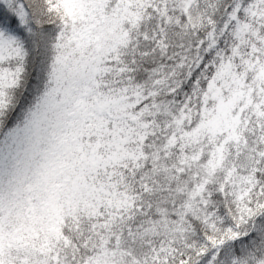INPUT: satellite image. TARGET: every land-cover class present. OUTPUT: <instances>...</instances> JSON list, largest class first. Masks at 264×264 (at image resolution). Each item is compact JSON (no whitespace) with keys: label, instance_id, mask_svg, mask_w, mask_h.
<instances>
[{"label":"snow or ice","instance_id":"snow-or-ice-1","mask_svg":"<svg viewBox=\"0 0 264 264\" xmlns=\"http://www.w3.org/2000/svg\"><path fill=\"white\" fill-rule=\"evenodd\" d=\"M0 264H264V0H0Z\"/></svg>","mask_w":264,"mask_h":264}]
</instances>
